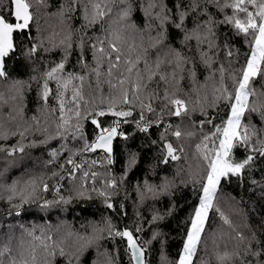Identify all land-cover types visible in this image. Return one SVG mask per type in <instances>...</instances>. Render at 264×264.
<instances>
[{
  "label": "snow or ice",
  "instance_id": "6c2138e0",
  "mask_svg": "<svg viewBox=\"0 0 264 264\" xmlns=\"http://www.w3.org/2000/svg\"><path fill=\"white\" fill-rule=\"evenodd\" d=\"M48 8L49 0H8L7 12L0 7V79H7L8 76L5 58L17 51L16 34L28 37L30 47L21 49L26 59H34L42 52L55 49L62 51L60 60L51 63L41 74L42 83L37 77H32L41 88L40 98L45 104L53 95L57 101V109H52L59 113L57 138H65L70 133L72 139H83V121L91 117L95 139L91 143L85 142L83 151L102 149L108 154L110 164L112 141L117 135H123L118 133L121 123L119 118L132 116V109L138 107L137 127L146 133L152 127V122L146 119L145 113L155 114L153 102H159L162 113L166 110L169 117L180 121L178 124L168 123L161 133V163L168 165L188 160L183 145L174 146L169 137L175 141L193 137L194 123L200 130L208 124L213 126V130L202 135L200 143L195 145L198 170L193 172L191 164L188 165L186 175L194 185L199 186L200 194L186 221L182 248L173 261H169L167 254L161 252V264H196L194 258L199 259L198 251L206 245V227L211 225L210 213L218 214L223 224L229 227L233 224L216 203L221 180L241 176L256 158L252 153L264 157V83L259 89L254 87L257 81L264 82V0H176L171 7L168 0H63L56 12H50L49 16H56L64 27L60 31H51L38 42H32V29L35 27L41 31L38 18ZM221 14L222 19H217ZM76 20L84 21L78 35L69 23ZM223 26H227L235 36L243 37L247 48L242 61L239 50L227 41L223 46L217 42V29ZM92 28L101 34H89L87 30ZM173 31L180 35V47L173 46ZM86 52L91 54V63L86 58ZM73 55L83 74L66 73V65ZM200 68L207 73L203 83L197 79ZM185 79L197 94L195 101L190 99V94L183 88L178 87L180 81ZM86 81L90 89L95 83V90H100L101 84L107 85V93L102 95L100 101L101 104L107 103L106 109L93 111L89 107L90 101L85 100L84 95ZM52 82H55L54 88L50 86ZM162 84L165 87L161 96L159 89ZM24 88V82L13 81L9 88L11 98L22 96ZM69 90L71 95L66 99ZM201 90L205 92L203 97L199 96ZM0 102L7 103L3 93H0ZM205 103L209 108L223 105L224 116L218 124L212 118H207ZM198 108L204 118L196 123L191 121L190 116ZM106 115L117 118L112 126L105 127L99 120V117ZM253 117L258 118V124L253 122ZM163 123L162 116L157 118V127ZM20 135L23 137L24 133L20 132ZM3 138L6 137L0 136V139ZM238 148L248 153L243 160L234 159V152ZM15 151L13 149L8 155ZM19 151L23 152L24 149L20 148ZM51 155L56 158L58 153L54 151ZM95 163L92 161V164ZM67 164L72 165V172L83 167L71 157ZM137 164L136 154L130 152L128 170ZM184 172L183 167L176 172L181 184L188 182L181 176ZM97 175L85 171L81 179L90 178L95 181ZM105 183L109 188L117 186L114 179ZM174 187L175 178L165 177L159 184L145 180L137 186V190L143 201L156 198L161 193H169ZM42 188L45 192L49 190L46 183L42 184ZM35 190L33 182L32 191ZM55 190L57 193L60 191L59 187ZM11 191L9 200L16 195L14 188ZM99 194L105 197L107 203L110 194L104 191ZM20 195L21 200L27 203L28 197L22 193ZM60 203L67 204L69 200L59 196L57 201L45 200L41 207L47 209ZM107 207L112 208L113 205L107 203ZM160 219H163L162 215H154L152 222ZM107 227L110 234L126 241L127 251L135 264H144L145 249L139 237L129 229L113 233L111 222ZM20 228L22 233L19 246L22 251L13 255L12 242L16 237L14 233L9 234L7 243L0 244V264H52L56 256L71 257L69 264H72V259H79L80 253L93 239L71 231L67 236H62L59 228L54 235L50 225L41 229L40 235H35L34 229L29 230L23 225ZM103 231L93 226L94 233ZM135 231L140 232L141 229ZM9 232H12L11 225ZM25 234L30 237L26 248ZM73 236L75 241L71 239ZM152 239L159 242L160 234H154ZM233 239L237 246L232 249L226 245L221 248L215 239L212 240L215 264H264V243H261L259 249L248 247L241 252L239 245L246 240L245 235L237 232ZM73 247L75 251H72ZM101 256L104 259L98 260L96 264H113L109 255L101 253ZM199 264L212 262L201 259Z\"/></svg>",
  "mask_w": 264,
  "mask_h": 264
},
{
  "label": "trees",
  "instance_id": "16d2710c",
  "mask_svg": "<svg viewBox=\"0 0 264 264\" xmlns=\"http://www.w3.org/2000/svg\"><path fill=\"white\" fill-rule=\"evenodd\" d=\"M174 2L176 0H168L169 6L171 7ZM60 3H63V0H49V8L44 11L42 17L38 18L41 31H37L35 27L32 29L34 37L32 42H38L51 31H60L64 27L56 16H49L50 12H56ZM0 7L7 12L8 0H0ZM213 11L215 12L214 9ZM222 15L216 18L222 19ZM69 23L76 29L78 35L84 21L76 20ZM87 31L91 35L101 34L95 28ZM171 36L173 46L180 47V35L173 31ZM217 37V42L221 46L227 41L234 49L239 50L242 61L243 53L247 48L243 37L235 36L227 26L217 29ZM16 43L18 45L16 53L6 58L7 79H0V93H3L4 100L7 101V103L0 102V125H2L0 136L6 137L0 139V149H3L0 151V226H2L0 227V244L7 243L8 235L14 233L16 239L12 242L13 255H18L22 251L19 246V237L22 233L20 225L29 230L34 229L35 235H40L41 229H46L50 225L54 235L55 230L59 228L62 236H67V233L71 231L80 236L93 238L80 253L79 259H72V264H96L98 260L104 259L101 253L109 255L113 264H134L131 254L127 251L126 241L110 234L107 225L111 222L113 233L129 229L139 237V242L146 251L145 264H161L162 251L167 254L169 261H173L182 248L186 221L192 213V206L198 202L197 197L200 194L199 186L194 185L191 178L186 175L188 165L191 164L193 172L198 170L195 145L200 143L202 135L209 134L213 130V126L208 124L200 130L194 123L193 137L181 141H175L174 138L169 137L174 146L183 145L184 154L188 160L165 165L161 163V133L168 123L178 124L180 121L169 117L166 110L162 113V105L159 102H153L156 113H145L146 119L152 122V127L145 133L138 129L136 123L139 120L140 109L133 108L132 116L119 118L121 123L118 131L123 135H119L115 141L114 160L106 167L95 168L98 169L99 182L96 185L90 183L81 187L79 182L68 179L63 197L69 200V203L54 204L47 209L42 208L41 205L45 200H59L52 197L49 190L43 191L42 184L46 183L49 186L57 181L66 170L68 158L77 152H82L85 142L91 143L95 139L94 125L90 122L91 117L83 121V139H72L70 133L65 138L56 137L59 113L58 110L53 112L52 109H57V101L53 95L45 104L40 98L41 88L37 80H33L32 77H37L42 83L41 74L51 63L60 60L62 51L55 49L51 52H42L38 57L29 60L21 53V49L30 47L28 37L16 34ZM45 45L48 46L46 40ZM189 54H191L190 50ZM86 58L91 63L90 53L86 52ZM75 61V55L69 58L66 73L83 74ZM206 74L203 68L198 70L197 79L200 83H203V77ZM13 81L25 83L22 96H16L15 99L11 98L9 92ZM262 83L264 82L257 81L254 87L259 89ZM50 86L54 88L55 82H52ZM95 87L93 83L90 89L88 82H85V100L90 101L89 107L93 111L100 108L106 109L107 103L101 104L100 101L102 95L107 93V85L101 84L100 90H95ZM164 87L162 84L159 89L161 96ZM178 87L189 93L193 101L197 99V94L191 90L187 79L181 80ZM70 95L69 90L66 99L70 98ZM204 95L205 92L201 90L199 96ZM204 109L208 114L207 118H212L215 124H218L224 116L223 105L219 108H209L205 103ZM161 116L164 123L157 127L156 120ZM202 118L204 117L201 116L199 108L190 116L191 121L196 123ZM116 119L111 115L99 117L105 127L110 126ZM125 120L127 122H124ZM253 122L258 124V118L253 117ZM45 128L48 129L47 132L44 131ZM20 132L24 133L23 137ZM20 148L24 151L20 152ZM13 149L16 151L8 155ZM54 151L58 153L56 158L51 155ZM130 152L136 154L138 164L128 170L127 161ZM247 154L242 148H238L234 152V159L243 160ZM252 154L256 158L249 167H246L241 176H230L221 180L216 203L233 224L229 227L223 224L218 214L210 213L211 225L206 227L208 233L205 238L206 245L198 251L199 259L194 258L196 264H199L201 259L215 264L213 239L221 248L226 245L232 249L237 246L233 237L237 232L243 233L246 240L239 245L241 252L248 247L259 249L261 243H264V157H259L256 153ZM180 167L185 169L181 176L187 179L186 184H181L180 177L176 176L177 169ZM165 177L175 178L176 187L169 193H161L156 198H147L143 201L140 199L138 185L145 180L151 184H159ZM112 179L117 182L115 188H109L105 183ZM33 182L36 186L35 192L32 191ZM13 188L16 195L9 200L8 197L12 195ZM101 191L110 194L107 203H111L112 208L107 207L105 197L99 194ZM81 192L83 195H80ZM21 193L28 197L27 203L21 200ZM17 212L19 215H16ZM157 214L162 215L163 219L152 222V217ZM9 225L12 226L11 233ZM93 226L102 228L104 231L94 233ZM137 228L141 231L136 232ZM156 233L160 234L159 242L152 239ZM71 239L75 241V236ZM24 240L26 248L30 237L25 234ZM72 251H75V247ZM69 259L71 257L56 256L52 264H69ZM248 259L253 258L248 257Z\"/></svg>",
  "mask_w": 264,
  "mask_h": 264
},
{
  "label": "bare ground",
  "instance_id": "6f19581e",
  "mask_svg": "<svg viewBox=\"0 0 264 264\" xmlns=\"http://www.w3.org/2000/svg\"><path fill=\"white\" fill-rule=\"evenodd\" d=\"M5 62H6V60H5ZM107 157H108V154L105 153L102 149H97L94 152H86V151L77 152L71 158L76 163L82 164L83 167L81 169L75 171V172H72L71 171L72 165L67 164L66 170L63 173V175L57 181H55L53 184L48 186L51 196L54 198H57V199H59V196H64L65 189H66V182L68 179L75 180V181L79 182L81 185H83L84 187L90 183H93L94 185H96L99 182L97 177H96L95 181H93L90 178H85L82 180L81 178L83 176V172H85V171H87L89 173L95 172L98 174V169H95V168L101 169L102 167H106L109 164ZM111 159L113 161L114 156H112ZM92 161H96V163L92 164ZM57 187H59V189H60L59 193H57L55 190ZM144 255H145L144 257H145V262H146V251H144ZM134 264H135V261H134Z\"/></svg>",
  "mask_w": 264,
  "mask_h": 264
},
{
  "label": "water",
  "instance_id": "95a60500",
  "mask_svg": "<svg viewBox=\"0 0 264 264\" xmlns=\"http://www.w3.org/2000/svg\"><path fill=\"white\" fill-rule=\"evenodd\" d=\"M5 60H6V58H5ZM6 63V62H5ZM118 133H119V131H118ZM118 136L119 135H117L116 137H114V139H113V141H112V149H113V151H112V154H111V157L112 156H114V146H115V141H116V139L118 138ZM145 255H143V262H144V264H145V257H144Z\"/></svg>",
  "mask_w": 264,
  "mask_h": 264
},
{
  "label": "built area",
  "instance_id": "2783aa9c",
  "mask_svg": "<svg viewBox=\"0 0 264 264\" xmlns=\"http://www.w3.org/2000/svg\"><path fill=\"white\" fill-rule=\"evenodd\" d=\"M113 125V123L110 125V126H112ZM143 125V124H142Z\"/></svg>",
  "mask_w": 264,
  "mask_h": 264
},
{
  "label": "rangeland",
  "instance_id": "374dc122",
  "mask_svg": "<svg viewBox=\"0 0 264 264\" xmlns=\"http://www.w3.org/2000/svg\"><path fill=\"white\" fill-rule=\"evenodd\" d=\"M146 247V246H145ZM133 261V260H132ZM133 263H134V261H133Z\"/></svg>",
  "mask_w": 264,
  "mask_h": 264
}]
</instances>
